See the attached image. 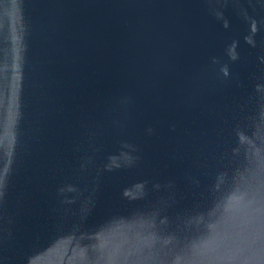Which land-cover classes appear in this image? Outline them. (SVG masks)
Returning <instances> with one entry per match:
<instances>
[{
  "label": "water",
  "instance_id": "water-1",
  "mask_svg": "<svg viewBox=\"0 0 264 264\" xmlns=\"http://www.w3.org/2000/svg\"><path fill=\"white\" fill-rule=\"evenodd\" d=\"M0 264H264V0H0Z\"/></svg>",
  "mask_w": 264,
  "mask_h": 264
}]
</instances>
